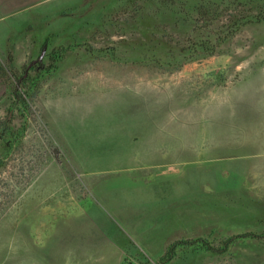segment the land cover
Here are the masks:
<instances>
[{
	"label": "rangeland",
	"instance_id": "obj_1",
	"mask_svg": "<svg viewBox=\"0 0 264 264\" xmlns=\"http://www.w3.org/2000/svg\"><path fill=\"white\" fill-rule=\"evenodd\" d=\"M244 234L167 264H264V0H0V264Z\"/></svg>",
	"mask_w": 264,
	"mask_h": 264
},
{
	"label": "trees",
	"instance_id": "obj_2",
	"mask_svg": "<svg viewBox=\"0 0 264 264\" xmlns=\"http://www.w3.org/2000/svg\"><path fill=\"white\" fill-rule=\"evenodd\" d=\"M244 25V23H243ZM240 25V26H243ZM227 37H223L221 39H218L220 42L224 39H226ZM199 46L202 48L201 44H199ZM55 58V59H54ZM54 61L59 60V56L58 54H54ZM17 91H20L19 87L17 86ZM19 98V101L21 102V104H23V106L26 105V103L24 102L25 99L24 97H17ZM25 103V104H24ZM259 236L254 235V234H244L241 236H232L230 238H228L227 240L223 241L222 243V247L220 249H214L209 243H207V241L203 240V239H187V240H177L174 241L172 244H170L164 255L162 256V258L157 262V264H167L168 262H170L176 255L178 250H184V249H189L192 251H204V252H211V253H217V252H223L225 251L232 243H234L235 239L238 238H258ZM149 264V263H147Z\"/></svg>",
	"mask_w": 264,
	"mask_h": 264
},
{
	"label": "crops",
	"instance_id": "obj_3",
	"mask_svg": "<svg viewBox=\"0 0 264 264\" xmlns=\"http://www.w3.org/2000/svg\"><path fill=\"white\" fill-rule=\"evenodd\" d=\"M247 104H248V103H247ZM238 110H239V108H238ZM241 110H243V109L241 108ZM247 110H248V112L252 110L251 107L249 106V104H248V108H247ZM139 133H140V132H139ZM140 135H142V134L140 133ZM123 143H125V142H123Z\"/></svg>",
	"mask_w": 264,
	"mask_h": 264
}]
</instances>
